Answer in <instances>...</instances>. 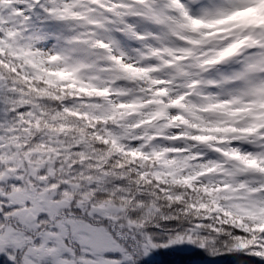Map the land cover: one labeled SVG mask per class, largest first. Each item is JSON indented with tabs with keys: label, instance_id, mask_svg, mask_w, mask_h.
I'll list each match as a JSON object with an SVG mask.
<instances>
[{
	"label": "snow or ice",
	"instance_id": "6c2138e0",
	"mask_svg": "<svg viewBox=\"0 0 264 264\" xmlns=\"http://www.w3.org/2000/svg\"><path fill=\"white\" fill-rule=\"evenodd\" d=\"M0 264H264V0H0Z\"/></svg>",
	"mask_w": 264,
	"mask_h": 264
}]
</instances>
